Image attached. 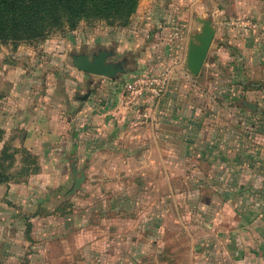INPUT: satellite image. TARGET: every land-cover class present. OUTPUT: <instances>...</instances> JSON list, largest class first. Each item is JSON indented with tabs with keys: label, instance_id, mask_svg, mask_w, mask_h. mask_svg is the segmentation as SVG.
<instances>
[{
	"label": "crops",
	"instance_id": "obj_1",
	"mask_svg": "<svg viewBox=\"0 0 264 264\" xmlns=\"http://www.w3.org/2000/svg\"><path fill=\"white\" fill-rule=\"evenodd\" d=\"M212 1L220 12L215 44L198 77L171 63L167 43L176 39L166 26L172 75L158 101L130 103L127 81L82 73L88 97L72 121L57 120V104L38 112L57 142L44 173L0 184V264H264V0ZM64 98L70 114L74 102ZM141 119L151 123L143 137L135 129L109 135ZM71 165L79 189L97 173L116 177L122 189L108 218L71 211L74 196L66 208L52 205ZM149 183L161 200L139 215Z\"/></svg>",
	"mask_w": 264,
	"mask_h": 264
},
{
	"label": "rangeland",
	"instance_id": "obj_2",
	"mask_svg": "<svg viewBox=\"0 0 264 264\" xmlns=\"http://www.w3.org/2000/svg\"><path fill=\"white\" fill-rule=\"evenodd\" d=\"M219 13L212 0H138L133 14L124 25L118 23L109 25L96 21L80 22L74 30L65 27L37 41H23L17 44L0 42V178L17 177L22 173L23 177L25 173L28 176L39 172L40 167L43 173L48 170L46 166L52 158L51 150L57 139L50 132L46 134L44 131L46 125L38 112L47 111L57 104L59 111L56 113L60 120L63 117L66 123L67 117L68 121H72L73 116L83 107L85 101H79L77 98L83 97L89 88L82 86L85 75L77 73L69 65L67 56L69 52L84 50L89 53L98 47L114 46L118 56L127 53L133 58L134 64L140 66V70H133L120 77L121 81L146 77V74L159 73L161 68L166 66V26L170 30V35L175 32L174 28L182 26V38L173 41L172 46L167 43V54L169 53L170 56L171 50L180 60L181 49L185 50L188 39L184 34L189 30L190 35L197 30L194 17H211L217 28ZM213 44L215 43H212V47ZM88 78L96 82L107 80L90 75ZM64 97H69L71 102H74V111L70 114L66 111L67 104ZM23 113L25 116H22ZM79 121L76 120L75 124L68 123L70 132L78 130L81 125H77ZM140 121L135 125H121L125 127L122 132L127 130L133 132L135 129L143 137L146 130L150 129L151 123L148 124L143 119ZM88 136L79 135L77 140L88 142ZM91 137L98 145V138ZM95 148L97 146H94ZM90 153L87 154L88 158L91 156ZM69 170L72 173L67 167L68 179L65 186L59 188L60 190L57 189L58 194L57 197L54 196L52 205L63 203V207H60L66 208L68 202L66 200L74 196L70 199L74 204V209L71 211L75 210L78 214L86 209L91 213L102 210L101 212H106L108 218L114 211L111 206L122 189L116 185V177H103L106 175L97 173L96 179L94 181L93 178L91 179L93 185L88 179L86 187L78 189L80 193L73 195L77 193L76 190L70 194L75 177L69 175ZM77 178H80L78 174ZM104 182L108 184L107 187L105 186L107 193L104 192ZM34 183L30 185L33 188L42 185V182ZM151 185L153 188L149 190L145 201L138 202L139 215L147 212V205L153 200L160 203L158 185L156 183ZM88 215L91 216L90 213ZM93 218L99 220L100 217ZM67 222L58 220L55 223L61 226Z\"/></svg>",
	"mask_w": 264,
	"mask_h": 264
},
{
	"label": "trees",
	"instance_id": "obj_3",
	"mask_svg": "<svg viewBox=\"0 0 264 264\" xmlns=\"http://www.w3.org/2000/svg\"><path fill=\"white\" fill-rule=\"evenodd\" d=\"M137 1L0 0V42L17 44L37 41L65 27L74 30L80 22L124 25L133 14ZM157 73L146 74V77ZM57 120L61 121L60 117ZM75 138L77 136L72 134V139ZM6 180L0 178V184Z\"/></svg>",
	"mask_w": 264,
	"mask_h": 264
},
{
	"label": "water",
	"instance_id": "obj_4",
	"mask_svg": "<svg viewBox=\"0 0 264 264\" xmlns=\"http://www.w3.org/2000/svg\"><path fill=\"white\" fill-rule=\"evenodd\" d=\"M194 22L197 25V30L188 36L183 61L185 72L192 78L199 76L216 34V28L211 17L195 16ZM67 56L69 58L68 63L73 70L110 81H118L120 77L129 72L140 70V66L135 65L127 53L118 56L114 46L109 48L98 47L89 53L84 50L73 51L69 52ZM87 97L84 95L78 99L84 101ZM247 106L248 108L252 107L250 104ZM124 129V126L116 127L109 135L116 139ZM71 170L75 182L70 194L78 190L82 182V179L77 178L74 165H71Z\"/></svg>",
	"mask_w": 264,
	"mask_h": 264
},
{
	"label": "built area",
	"instance_id": "obj_5",
	"mask_svg": "<svg viewBox=\"0 0 264 264\" xmlns=\"http://www.w3.org/2000/svg\"><path fill=\"white\" fill-rule=\"evenodd\" d=\"M180 25V24H178ZM174 39L182 38V26L174 28ZM170 50V49H169ZM185 51V50H184ZM168 53L171 63L183 64L184 58H179L173 54ZM177 53V52H176ZM172 75V68L169 65L163 66L159 73L151 77H136L132 78L125 84V90L129 97L130 103H133L139 98H143L150 102L158 101L166 92L170 77Z\"/></svg>",
	"mask_w": 264,
	"mask_h": 264
},
{
	"label": "flooded vegetation",
	"instance_id": "obj_6",
	"mask_svg": "<svg viewBox=\"0 0 264 264\" xmlns=\"http://www.w3.org/2000/svg\"><path fill=\"white\" fill-rule=\"evenodd\" d=\"M131 58V61L134 63V61L132 60L133 58L132 57H130Z\"/></svg>",
	"mask_w": 264,
	"mask_h": 264
}]
</instances>
